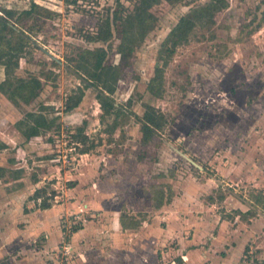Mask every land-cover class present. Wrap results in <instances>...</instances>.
Wrapping results in <instances>:
<instances>
[{"label":"rangeland","instance_id":"rangeland-1","mask_svg":"<svg viewBox=\"0 0 264 264\" xmlns=\"http://www.w3.org/2000/svg\"><path fill=\"white\" fill-rule=\"evenodd\" d=\"M137 1L0 0L12 22L39 5L15 22L24 48L0 64V264H264V0H226L212 13L201 10L213 0L155 5L106 114L85 66L102 48L106 63L120 62L121 25ZM115 12L112 38L90 41ZM183 16L195 27L154 95L160 51ZM149 105L165 124L144 143ZM42 106L54 128L28 137L25 115ZM44 198L50 209L38 208Z\"/></svg>","mask_w":264,"mask_h":264},{"label":"trees","instance_id":"trees-1","mask_svg":"<svg viewBox=\"0 0 264 264\" xmlns=\"http://www.w3.org/2000/svg\"><path fill=\"white\" fill-rule=\"evenodd\" d=\"M163 0H138L134 9L122 22L121 32L122 40L118 46V53L120 54V62L118 64L106 63L107 51L102 48L97 51L96 54H92L94 57V64L89 67L85 66V71L94 80V85L99 88V94L97 96L101 106L106 114H111L115 109L114 95L117 91L118 84L123 77V73L126 67L129 65L131 59L134 56L136 47L142 43L148 33L153 29L156 21L155 15L151 12V9L161 3ZM170 3H177L182 0H165ZM227 6L226 0H213V2L204 7L202 13H212L219 11ZM39 7L38 4H33V8L29 10H23L20 17L15 21L16 23H28V20L35 17V9ZM15 14L12 11L7 10L6 17H0L10 28V34L0 36V64H9L15 51H20L25 46V37L23 31L20 30L14 19ZM121 19L120 12H115L113 18L107 17L102 20L99 29L96 34L88 36L90 41L93 42H105L113 36V22ZM195 27V20L191 16H183L176 24V26L169 33L168 37L163 43L160 51V58L163 60L162 69H158L151 82V92L154 95H160L163 86V73L164 67L169 64L170 59L174 55L177 47L183 43L189 41L191 32ZM12 35H17L18 40L12 46ZM41 83L39 80L33 82H25L21 89H34V86H39ZM78 92L69 98L67 110L74 109L79 105L85 96V88H78ZM46 106H42L39 112H28L25 115L23 122L28 124L27 129L23 132L28 137H35L43 132H49L54 128L55 121L51 120L42 111L46 110ZM165 124L164 116L154 107L147 106L143 117L142 133L144 143H148L157 132H159ZM77 139L79 142L86 144L89 140L87 134L84 133L83 128L78 129ZM94 145L87 146L82 149V153H87L92 149ZM76 183H72L75 185ZM46 192L45 189L37 190L32 197L33 200H38L42 197V193ZM53 197V196H52ZM51 198H44L39 202L38 208L45 210L52 207L50 202Z\"/></svg>","mask_w":264,"mask_h":264}]
</instances>
